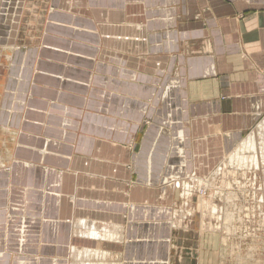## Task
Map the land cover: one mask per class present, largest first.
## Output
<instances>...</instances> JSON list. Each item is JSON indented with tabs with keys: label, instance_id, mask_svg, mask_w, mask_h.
Wrapping results in <instances>:
<instances>
[{
	"label": "crops",
	"instance_id": "crops-1",
	"mask_svg": "<svg viewBox=\"0 0 264 264\" xmlns=\"http://www.w3.org/2000/svg\"><path fill=\"white\" fill-rule=\"evenodd\" d=\"M39 1L0 0V264H192L177 185L264 120V0Z\"/></svg>",
	"mask_w": 264,
	"mask_h": 264
},
{
	"label": "rangeland",
	"instance_id": "rangeland-1",
	"mask_svg": "<svg viewBox=\"0 0 264 264\" xmlns=\"http://www.w3.org/2000/svg\"><path fill=\"white\" fill-rule=\"evenodd\" d=\"M33 5L37 11L40 1L27 0V6ZM261 123L250 133L255 147H237L208 179L177 185L176 218L184 222L192 264H264Z\"/></svg>",
	"mask_w": 264,
	"mask_h": 264
},
{
	"label": "bare ground",
	"instance_id": "bare-ground-1",
	"mask_svg": "<svg viewBox=\"0 0 264 264\" xmlns=\"http://www.w3.org/2000/svg\"><path fill=\"white\" fill-rule=\"evenodd\" d=\"M4 50V51H3ZM2 51H0V58H4L6 59L8 57V49H3ZM260 128L261 130H264V120L262 121V123L260 124ZM253 134V133H252ZM250 134L249 136H247L238 147H245L246 149L250 150V148L255 147V138L254 136ZM237 150H234L233 153H236ZM249 152V151H248ZM5 157V156H4ZM2 158V155H1ZM243 158V157H242ZM253 160V159H252ZM199 182H201V180H199ZM178 182L176 181V184ZM86 253V252H85ZM84 253V254H85ZM78 255V254H77ZM79 256V255H78ZM81 258V257H80ZM78 263V262H77Z\"/></svg>",
	"mask_w": 264,
	"mask_h": 264
}]
</instances>
